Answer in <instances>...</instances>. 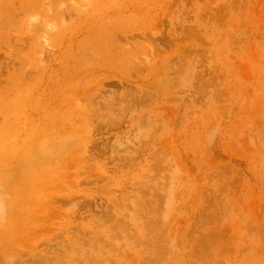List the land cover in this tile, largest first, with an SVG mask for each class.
Segmentation results:
<instances>
[{"label":"rangeland","instance_id":"rangeland-1","mask_svg":"<svg viewBox=\"0 0 264 264\" xmlns=\"http://www.w3.org/2000/svg\"><path fill=\"white\" fill-rule=\"evenodd\" d=\"M0 264H264V0H0Z\"/></svg>","mask_w":264,"mask_h":264}]
</instances>
